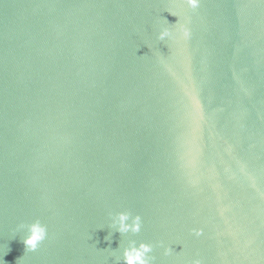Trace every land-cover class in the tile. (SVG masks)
I'll return each mask as SVG.
<instances>
[{
	"label": "water",
	"instance_id": "95a60500",
	"mask_svg": "<svg viewBox=\"0 0 264 264\" xmlns=\"http://www.w3.org/2000/svg\"><path fill=\"white\" fill-rule=\"evenodd\" d=\"M130 239L264 264V0H0V261L119 264Z\"/></svg>",
	"mask_w": 264,
	"mask_h": 264
},
{
	"label": "clouds",
	"instance_id": "9594fccd",
	"mask_svg": "<svg viewBox=\"0 0 264 264\" xmlns=\"http://www.w3.org/2000/svg\"><path fill=\"white\" fill-rule=\"evenodd\" d=\"M184 2L192 9L198 7L199 0H184ZM170 12V11H169ZM172 15L177 16L175 13L170 12ZM178 17V16H177ZM165 26H162L157 32V39L163 41L168 39L172 35V29L170 26H175L179 23V20L174 25H169L166 20ZM187 31L183 32L184 36H187ZM110 216V228L119 232L122 236L128 233H138L141 229V217L136 214L133 215L127 209L116 211L115 213H109ZM18 229H26V234L22 236V241L25 246V253L35 251L38 245L45 240L47 236V228L41 223L39 219L33 220L30 223H23L17 225ZM194 233L199 236L202 230L194 229ZM106 240L111 239V232L108 236L105 237ZM153 250V245L151 243H146L143 241L136 242L135 240H128L127 245L121 248V254L117 257L119 264H152V261L155 259L150 253ZM8 251V249H7ZM6 251V252H7ZM172 249L170 247L164 248V254L168 255ZM6 252L4 254H6ZM22 258V257H21ZM21 258L17 260L20 261ZM0 264H5V261L2 259ZM192 264H201L199 259H194Z\"/></svg>",
	"mask_w": 264,
	"mask_h": 264
}]
</instances>
